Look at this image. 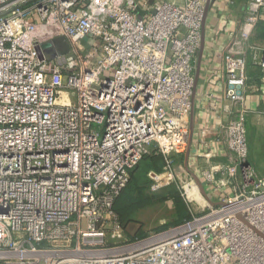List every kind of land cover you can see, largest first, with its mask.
<instances>
[{"label":"built area","instance_id":"2783aa9c","mask_svg":"<svg viewBox=\"0 0 264 264\" xmlns=\"http://www.w3.org/2000/svg\"><path fill=\"white\" fill-rule=\"evenodd\" d=\"M211 2L0 0V264H264V178L244 107L247 59L264 73V47L233 48L264 22V0L246 1L221 52L224 89L207 98L227 117L204 183L180 165ZM58 38L70 52L48 60L42 45ZM154 155L189 218L126 239L115 204Z\"/></svg>","mask_w":264,"mask_h":264},{"label":"crops","instance_id":"0c3cea01","mask_svg":"<svg viewBox=\"0 0 264 264\" xmlns=\"http://www.w3.org/2000/svg\"><path fill=\"white\" fill-rule=\"evenodd\" d=\"M246 1L212 0L207 14L205 40L198 54L193 116L191 112V135L185 154L182 155L183 166L192 174L194 173L200 182H203L201 170L206 169L209 164L205 159V149L208 148L209 142L215 145L218 139L217 126L227 117L225 113L217 112L213 108L214 101L211 99L209 101L207 96L212 93L220 95L221 90L224 89V79L220 78L224 75L221 52L232 47L234 43L231 34L239 29L243 21ZM222 21L227 23L224 32L218 35L213 43L209 39L212 36L211 32ZM249 45L264 47V22L258 26L247 44L237 40L233 48L236 51H245ZM247 76L249 88H247L244 107L250 113L247 119L249 163L258 176L264 178V73L261 68L249 61ZM209 122L213 123L211 131L203 135L205 125ZM223 162H226V158L217 157L213 165ZM204 187H206L205 184Z\"/></svg>","mask_w":264,"mask_h":264},{"label":"rangeland","instance_id":"374dc122","mask_svg":"<svg viewBox=\"0 0 264 264\" xmlns=\"http://www.w3.org/2000/svg\"><path fill=\"white\" fill-rule=\"evenodd\" d=\"M249 61L254 63L249 57L247 70ZM180 165L183 166L182 156ZM166 173L161 155L146 157L134 172L116 208L126 239L166 230L188 217L187 206L179 191L180 180L175 177L172 181ZM180 179L183 180L181 176Z\"/></svg>","mask_w":264,"mask_h":264},{"label":"water","instance_id":"95a60500","mask_svg":"<svg viewBox=\"0 0 264 264\" xmlns=\"http://www.w3.org/2000/svg\"><path fill=\"white\" fill-rule=\"evenodd\" d=\"M45 56L48 60H52L57 56H63L70 52L69 44L65 38H58L42 45ZM195 95V93H194ZM193 116V112H192Z\"/></svg>","mask_w":264,"mask_h":264},{"label":"trees","instance_id":"16d2710c","mask_svg":"<svg viewBox=\"0 0 264 264\" xmlns=\"http://www.w3.org/2000/svg\"><path fill=\"white\" fill-rule=\"evenodd\" d=\"M148 157H149V156H148ZM150 157H152V156H150ZM153 157H154V156H153ZM161 158H162V157H161ZM162 159H163V158H162ZM136 170H137V169H136ZM136 170H135V171H136ZM135 171H134V172H135ZM134 172L132 173V176H133ZM131 180H132V177H131ZM130 182H131V181H130ZM128 186H129V185H128ZM126 189H127V188H126ZM126 189H125V190H126ZM124 192H125V191H124ZM124 192L122 193V195L124 194ZM122 195L120 196V198L122 197ZM120 198H119V199H120ZM119 199H118V200H119ZM118 200H117V202H116V204H115V210H116V208H117ZM116 212H117V210H116ZM188 218H189V212H188V217H187L186 219H188ZM184 220H185V219L181 220V221L178 222V223H181V222L184 221ZM178 223H175V224H178ZM175 224H172V225H175Z\"/></svg>","mask_w":264,"mask_h":264},{"label":"bare ground","instance_id":"6f19581e","mask_svg":"<svg viewBox=\"0 0 264 264\" xmlns=\"http://www.w3.org/2000/svg\"><path fill=\"white\" fill-rule=\"evenodd\" d=\"M61 102H68V95L66 93L62 94Z\"/></svg>","mask_w":264,"mask_h":264}]
</instances>
